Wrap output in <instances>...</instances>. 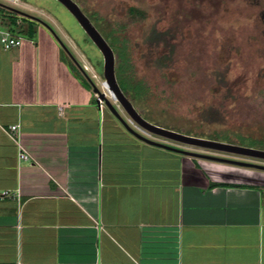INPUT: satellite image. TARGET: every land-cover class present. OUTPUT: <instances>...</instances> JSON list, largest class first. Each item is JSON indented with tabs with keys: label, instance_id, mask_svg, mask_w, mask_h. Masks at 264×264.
Segmentation results:
<instances>
[{
	"label": "crops",
	"instance_id": "crops-1",
	"mask_svg": "<svg viewBox=\"0 0 264 264\" xmlns=\"http://www.w3.org/2000/svg\"><path fill=\"white\" fill-rule=\"evenodd\" d=\"M35 22L0 41V264H264V171L141 141Z\"/></svg>",
	"mask_w": 264,
	"mask_h": 264
},
{
	"label": "rangeland",
	"instance_id": "rangeland-1",
	"mask_svg": "<svg viewBox=\"0 0 264 264\" xmlns=\"http://www.w3.org/2000/svg\"><path fill=\"white\" fill-rule=\"evenodd\" d=\"M73 1L106 40L103 30L117 41L116 76L121 66L128 80L145 89L142 98L129 99L145 120L180 134L264 151V0ZM0 6L47 24L85 73L64 48L63 59L141 133L104 88L103 56L66 7L57 0H0ZM130 7L146 17H131ZM22 23L23 32L8 19L1 28L38 44L42 30L34 25L31 36L30 23ZM146 136L180 150L264 165L262 159Z\"/></svg>",
	"mask_w": 264,
	"mask_h": 264
},
{
	"label": "water",
	"instance_id": "water-1",
	"mask_svg": "<svg viewBox=\"0 0 264 264\" xmlns=\"http://www.w3.org/2000/svg\"><path fill=\"white\" fill-rule=\"evenodd\" d=\"M57 1L60 2L64 7H66L67 10L73 15V17L77 20L79 25L83 28L85 33L89 36L91 41L94 43V45L99 49L100 53L102 54L103 60H104V72L103 73H104L105 83H108L109 89L113 93V96L123 107V109L125 110L127 115L130 117L132 122H134L141 128L140 130L142 134L135 131L128 124V122L121 116L119 111L106 98L105 94L101 93L99 89L96 87V85L91 80H89V82L92 86L93 92L98 94L99 102L103 101L106 104L107 108L111 111V113L122 123V125L131 134H133L135 137H137L141 141H144L147 144L157 146V147H162V148H165L171 151H175V152L184 154L186 156H189L195 159H204V160L215 161L219 163H225V164L235 165L239 167L252 168V169L264 171V165L248 163V162L238 161V160H233V159H227V158L218 157L215 155H208V154H203V153H196V152H191V151H186V150H180L178 148H174L164 143L154 141L150 139L149 137H147L146 135H156L162 138L169 139L171 141H175L178 143H182L185 145H190V146H194V147H198V148H202L206 150L219 151L223 153L235 154V155H240L244 157H251V158L264 160V151L262 150L180 134V133L156 126L148 122L147 120H145L139 114V112L135 109V107L133 106L131 101L127 98V96L121 90V87L117 81L116 56H115V53L112 47L107 43V41L102 36V34L93 25L89 17L82 11L80 6L75 1L73 0H57ZM8 9L14 12L20 13L22 17H26L28 19L43 23L46 27L51 29L47 24H45L43 21H41L40 19L36 17L26 15L25 13H22L21 11H18L16 9H11L9 7ZM59 42L61 43L62 47L68 51L65 45L61 41ZM68 53L71 55L69 51ZM71 58L84 72L83 68L79 65L77 60L72 55H71ZM143 134H146V135H143Z\"/></svg>",
	"mask_w": 264,
	"mask_h": 264
},
{
	"label": "trees",
	"instance_id": "trees-1",
	"mask_svg": "<svg viewBox=\"0 0 264 264\" xmlns=\"http://www.w3.org/2000/svg\"><path fill=\"white\" fill-rule=\"evenodd\" d=\"M128 13L133 18L144 19L146 17V12H144L143 10H140V9H138L136 7H130L128 9ZM0 16L2 17V22L4 20L8 19L9 20V25L17 26V27L19 26L18 25V20L27 21V22L30 23L29 26H28V30H27L28 33L32 36L36 32L35 26H34V25H36L35 21H32L31 19H28V18L20 17V15L17 14L16 12H14L12 10H9V9L3 7V6H0ZM89 19H91V18L89 17ZM10 31L14 32V30H10ZM23 31H24V28L21 26V32H23ZM103 31L105 32V34L109 38L110 42L105 39L107 41V43L112 47V49L114 50V53H116L118 56H120V49H119V46H117V44H118L117 41L115 39L112 40L111 37H110V34L107 33V31H105V30H103ZM102 36L104 37L103 34H102ZM110 43H112V44H110ZM70 64H71L70 66L73 69V71L75 73L79 74L77 72V67L74 65V63H70ZM117 74H119V77L117 76V81H118V83H119V85L121 87V90L127 96L128 99H131V98H133V99H138L139 98L140 99V98L143 97V95L145 94V89L143 88V86L138 84V83H136V84L134 82L132 83L130 80H128L127 79L128 77L125 74V72H123V69H122L121 66H119V71H117ZM80 79L85 83V85H87L89 88H91V85H90V82H89L88 79L84 78L83 76H81ZM217 134H220V133L218 132ZM223 134H221V135H223Z\"/></svg>",
	"mask_w": 264,
	"mask_h": 264
},
{
	"label": "built area",
	"instance_id": "built-area-1",
	"mask_svg": "<svg viewBox=\"0 0 264 264\" xmlns=\"http://www.w3.org/2000/svg\"><path fill=\"white\" fill-rule=\"evenodd\" d=\"M2 17L0 16V41L5 50H10L12 48L20 47L24 41V39L20 36L13 34L12 32L5 31L1 28ZM101 102V101H100ZM102 103V102H101ZM20 125H12L7 132L9 133L11 139L17 144L19 148V159L20 160H29V154L24 150L23 146L20 142L19 136Z\"/></svg>",
	"mask_w": 264,
	"mask_h": 264
},
{
	"label": "bare ground",
	"instance_id": "bare-ground-1",
	"mask_svg": "<svg viewBox=\"0 0 264 264\" xmlns=\"http://www.w3.org/2000/svg\"><path fill=\"white\" fill-rule=\"evenodd\" d=\"M12 1H19V0H12ZM105 82V81H104ZM104 88L106 91L111 95L112 99L116 100L115 97L113 96V93L110 91L108 83H104Z\"/></svg>",
	"mask_w": 264,
	"mask_h": 264
}]
</instances>
